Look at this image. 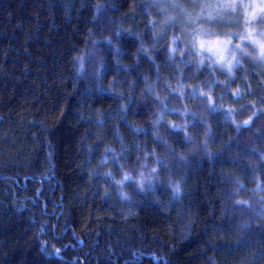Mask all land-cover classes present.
<instances>
[{
    "label": "trees",
    "instance_id": "1",
    "mask_svg": "<svg viewBox=\"0 0 264 264\" xmlns=\"http://www.w3.org/2000/svg\"><path fill=\"white\" fill-rule=\"evenodd\" d=\"M150 6L0 0V264H264V83L173 91Z\"/></svg>",
    "mask_w": 264,
    "mask_h": 264
},
{
    "label": "clouds",
    "instance_id": "2",
    "mask_svg": "<svg viewBox=\"0 0 264 264\" xmlns=\"http://www.w3.org/2000/svg\"><path fill=\"white\" fill-rule=\"evenodd\" d=\"M183 15L185 23L181 24L180 30L167 37V58L175 63L181 75L188 66H192L190 75L195 76L205 69L207 75L204 80L194 79L191 83H182L178 76L174 83L168 85L169 88L182 96L186 89L195 91L199 96L206 97L211 105L216 100L214 83L227 88L234 97L242 95L245 82L253 76L259 77L264 83V0H247L242 11L237 10L229 0H204L199 7L185 8ZM174 21L175 17L167 14L161 23ZM149 22L152 23V20ZM162 32V28H157L154 35ZM144 51L149 52V49L145 48ZM181 59L184 60L183 64L176 63ZM159 99L163 102L164 97ZM192 107L185 103L181 115L192 111ZM220 107L230 113L237 110L236 105L229 104L227 99ZM167 123L182 130L185 137H191V130L183 121L169 117ZM161 156L160 153H154L155 158L151 163L145 157L138 168L134 165L121 166L115 183L120 188L122 198L128 197L124 189L128 180H134L142 187L145 176L151 178L149 173L159 176L158 160ZM105 172L111 175L112 169H106ZM170 186L176 195H180L179 182L170 181Z\"/></svg>",
    "mask_w": 264,
    "mask_h": 264
},
{
    "label": "rangeland",
    "instance_id": "3",
    "mask_svg": "<svg viewBox=\"0 0 264 264\" xmlns=\"http://www.w3.org/2000/svg\"><path fill=\"white\" fill-rule=\"evenodd\" d=\"M149 2L152 6L153 16L158 19L155 30L157 28L163 29L161 34L156 35L157 40L163 41L167 39L170 34H174V30L176 28L180 30L181 24L185 23L183 10L189 7H199V5L204 2V0H149ZM245 2H247V0H229V3L234 4L236 9L239 11L243 10V5ZM250 7L251 5H249V8ZM167 14L173 15L175 17V21L173 23L162 24L161 20L163 19V16ZM205 72H207V69L198 73L195 80H200L202 74Z\"/></svg>",
    "mask_w": 264,
    "mask_h": 264
},
{
    "label": "snow or ice",
    "instance_id": "4",
    "mask_svg": "<svg viewBox=\"0 0 264 264\" xmlns=\"http://www.w3.org/2000/svg\"><path fill=\"white\" fill-rule=\"evenodd\" d=\"M226 111H228V110L226 109ZM250 124H251V119L244 122L245 127L250 126Z\"/></svg>",
    "mask_w": 264,
    "mask_h": 264
}]
</instances>
